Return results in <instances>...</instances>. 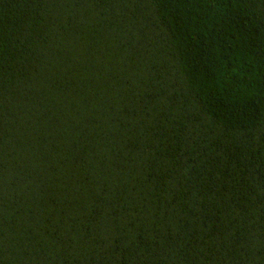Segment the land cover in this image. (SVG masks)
Listing matches in <instances>:
<instances>
[{
  "label": "trees",
  "instance_id": "16d2710c",
  "mask_svg": "<svg viewBox=\"0 0 264 264\" xmlns=\"http://www.w3.org/2000/svg\"><path fill=\"white\" fill-rule=\"evenodd\" d=\"M0 264H264V0H0Z\"/></svg>",
  "mask_w": 264,
  "mask_h": 264
}]
</instances>
